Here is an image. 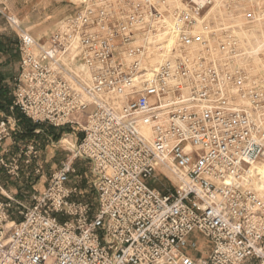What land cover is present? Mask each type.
<instances>
[{"label": "built area", "instance_id": "built-area-1", "mask_svg": "<svg viewBox=\"0 0 264 264\" xmlns=\"http://www.w3.org/2000/svg\"><path fill=\"white\" fill-rule=\"evenodd\" d=\"M242 2L77 0L46 41L0 6L9 109L67 129L70 153L29 204L0 201V264H264V53ZM17 128L2 114L0 141ZM75 159L94 204L71 198Z\"/></svg>", "mask_w": 264, "mask_h": 264}, {"label": "rangeland", "instance_id": "rangeland-1", "mask_svg": "<svg viewBox=\"0 0 264 264\" xmlns=\"http://www.w3.org/2000/svg\"><path fill=\"white\" fill-rule=\"evenodd\" d=\"M76 1L63 0V6L71 13L76 8L74 4ZM242 1V3L248 4L254 9V23L252 27L248 30H241V36L246 41V55L252 58V60L258 61L259 53H264V50L262 49L259 53L256 51L253 53L251 46H255L264 37V0ZM43 5V0H0V6L4 8V13L15 16L19 20V23L30 32L32 29L42 27L50 21V18L46 17L45 14H47L48 8L50 9L51 7ZM0 17V33L8 41V45L4 49L6 50L4 55H7V60L2 68L5 73V88L3 92L11 102L19 57L15 49L16 44H18V36L17 31L9 24L6 17L3 14H0ZM30 19L34 20L33 24L30 22ZM248 36H254V42L251 44L248 42ZM0 112L12 115L15 119H17L15 115L18 113L19 117H25L26 120H23L24 122H30V124L21 125L19 130L12 133L10 137L0 141V160L5 163L4 166L0 161V201L10 197L23 205H27L31 202L33 195L46 186L49 177L58 168L60 161L70 156L67 150L56 144L60 133L67 131V129L56 128L47 123H35L16 108L9 109V112L4 108ZM32 123H35L39 127V132H35L34 130L33 132H28L27 126ZM73 163L75 174L72 175V181L82 191L76 194V198L94 204V194L90 186L91 174L89 172V165L79 159H75ZM15 166H17V170L12 169ZM160 179L164 185H169V181L165 176H161ZM16 208L17 206L14 207L12 218H18L15 212ZM197 239L201 249L205 250L209 247L205 239L200 235H198Z\"/></svg>", "mask_w": 264, "mask_h": 264}, {"label": "crops", "instance_id": "crops-1", "mask_svg": "<svg viewBox=\"0 0 264 264\" xmlns=\"http://www.w3.org/2000/svg\"><path fill=\"white\" fill-rule=\"evenodd\" d=\"M43 1H44V5L43 6L51 7L50 9L48 8V12H47V14H45L46 17L50 18V21L48 23L44 24L42 27H38V28L36 27V29H32L31 32L28 29L25 28L35 39L40 40V41H46L48 39V37L50 36V34L54 31V29L60 23V21H62L63 18H65L67 15L70 14L68 12L67 8L65 6H63V0H43ZM74 4H76V2ZM34 18H36V17H34ZM30 22L33 24L34 20L30 19ZM0 24H1V17H0ZM7 45H8L7 39L3 35L1 36V33H0V77L2 79L0 81V88L1 87L5 88V83H4L5 82V75H4L5 73H4L2 68H3V65L6 63V60H7V58H6L7 55H4V53L6 52V50H4V49L7 47ZM15 49H16V52L18 53L17 55H19L18 44H16V48ZM18 68H19V57H18V60H17L16 74L18 72ZM9 106H10V104L6 107V111H8V112H9ZM0 111H3V110L0 108ZM2 114H4V113L0 112V116ZM19 116L20 115L18 113H16L15 117H17L16 120H17V125H18V128L16 129V131L19 130V127L21 125L24 126L27 123L30 124V122H24L23 121V120H26L25 117H19ZM19 122H21V123H19ZM30 128H34L35 132H39L40 131L39 127L35 123H32L31 125L27 126V129H30ZM16 131H14V133ZM66 186L68 188H72V187L76 186L78 188V191L82 192L81 189L72 181V176H71L70 180L66 183ZM76 194L71 195V198L74 199V200H79V199L76 198V196H77ZM79 201H83V200H79Z\"/></svg>", "mask_w": 264, "mask_h": 264}, {"label": "bare ground", "instance_id": "bare-ground-1", "mask_svg": "<svg viewBox=\"0 0 264 264\" xmlns=\"http://www.w3.org/2000/svg\"><path fill=\"white\" fill-rule=\"evenodd\" d=\"M216 4H217V2H216ZM260 13V12H259ZM259 13H257V14H259ZM260 15H261V13H260ZM259 15V16H260ZM262 17V16H261ZM13 18L14 19H16V20H18L15 16H13ZM19 21V20H18ZM248 38V42H249V44H251L252 42H254V36H248L247 37ZM251 39H253L252 41H251ZM264 50V37H262L261 38V40H259L258 41V43H256V45L254 46H251V50H252V52L254 53L255 51L257 52V53H259V52H261V50ZM247 53V52H246ZM257 170H258V172H259V174H260V176L258 177V180H264V166H258L257 167Z\"/></svg>", "mask_w": 264, "mask_h": 264}, {"label": "trees", "instance_id": "trees-1", "mask_svg": "<svg viewBox=\"0 0 264 264\" xmlns=\"http://www.w3.org/2000/svg\"><path fill=\"white\" fill-rule=\"evenodd\" d=\"M1 77H0V81H1ZM4 91V87L0 88V108L2 110H4V108H6L10 103V99L5 95ZM34 128H30L28 129V132H33Z\"/></svg>", "mask_w": 264, "mask_h": 264}]
</instances>
